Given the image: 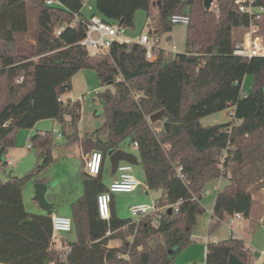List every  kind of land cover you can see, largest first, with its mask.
<instances>
[{
  "label": "trees",
  "instance_id": "obj_1",
  "mask_svg": "<svg viewBox=\"0 0 264 264\" xmlns=\"http://www.w3.org/2000/svg\"><path fill=\"white\" fill-rule=\"evenodd\" d=\"M60 1L61 7L44 0H0V171L8 164L6 154L16 145L18 131L42 119L61 125L65 144L80 141L85 152L100 150L102 168L96 177L81 170L83 190L70 203L76 240L69 242L72 250L61 261L51 248L52 215L28 211L23 196L31 180L49 182L41 175L55 161V132L31 136L36 166L23 175L11 172L6 180L0 175V263L174 264L193 242L208 184L221 177H228V183L216 195L209 236L235 213L254 230L264 217V56L234 51L251 26L264 35V0L255 2L262 9L253 15L240 11L236 0H215L210 9L204 0H97L96 12L125 29L135 28L138 10L146 11L159 37L173 30L172 16H189L185 50L172 54L155 47L154 60L137 43L114 42L108 53L91 55L80 44L88 20L82 12L85 0ZM32 14L37 27L28 49L20 38L30 33ZM84 69L95 71L103 88L96 98L103 105L106 140L96 132L80 139L81 102L62 98ZM247 74L253 75V84L244 94ZM230 106L234 121L202 124V118ZM161 109L162 119L151 122L150 116ZM135 142L145 182L162 192L158 200L163 209L138 222L121 218L113 194L111 218L103 219L97 195L108 188L103 173L109 155ZM53 197L47 195L48 200ZM161 219L164 231L158 228ZM128 235L132 241L126 240ZM117 236L124 242L111 246ZM251 252L238 236L210 240L205 264H251Z\"/></svg>",
  "mask_w": 264,
  "mask_h": 264
},
{
  "label": "rangeland",
  "instance_id": "obj_2",
  "mask_svg": "<svg viewBox=\"0 0 264 264\" xmlns=\"http://www.w3.org/2000/svg\"><path fill=\"white\" fill-rule=\"evenodd\" d=\"M96 0H88V5H92V9L96 12ZM158 0H155L157 2ZM215 1V0H214ZM84 7V12L89 14V7ZM214 5V3H213ZM212 5V6H213ZM91 9V10H92ZM146 24V11L138 10L135 20V28L125 29V34L130 37H136L142 32ZM37 27V16L35 14L30 15V33L22 36L20 38V43L25 48H30L34 43V37L31 34H34V30ZM186 30L187 25L183 23H176L171 32H166L161 35L160 46L171 52L172 54L183 52L186 48ZM172 36V39L168 40L167 38ZM171 40L175 42L176 48L175 51H172ZM75 77V88L62 97L65 102L69 100H77L79 97H82L83 103V113L85 112L86 118L92 119V126L94 128H100L102 126L103 118L100 116L102 113L103 105L101 101L95 100L96 91H102L103 88L100 86V81L93 70L84 69ZM87 74V75H83ZM253 83V75L247 74L243 82V91L248 93L251 91ZM80 101V100H79ZM81 102V101H80ZM85 109V110H84ZM233 107L230 106L220 112L214 113L211 116H206L201 119L202 124L208 125L212 123H225L234 121L233 116ZM89 120V121H90ZM57 126L61 129V125L54 121L53 119H42L39 120L34 127V134L37 133L36 129H43L44 131H53V127ZM62 130V129H61ZM32 132L30 129H21L18 131L16 136V141L18 138L21 139V144L23 146H18L12 150L11 155L9 156V161H12L11 158L15 159V164L8 163L4 169L0 171L1 178L6 180L8 179V174L15 172L19 175H23L26 172L32 170L37 164L36 151L35 149H28L27 145L31 144L30 138H28L29 133ZM20 134V137L18 136ZM33 134V135H34ZM63 137H59L58 134L54 133V144L53 147V156L55 161L50 165V167L43 172L41 177H46L49 182L52 184V194L54 197L51 201L55 204L56 213L64 216H71V207L70 202L72 198L78 197L83 190L82 187V177L81 170L84 169L83 163H85L88 156L82 158L80 156V150L75 145V143L67 145L64 142ZM123 147L133 150L135 149L130 147L129 143H125ZM90 152V151H89ZM88 152L83 150V154L87 155ZM133 174L137 180L140 181V185L137 189L131 193H118L116 199V211L119 217L121 218H132L130 212V206L134 203L141 201H151L158 199L161 196L160 190H151L146 193L144 189V183L142 182L144 174L143 166L140 164H132ZM48 182V183H49ZM104 182L107 184L109 182L108 175L104 176ZM35 180H31L25 186L24 198H25V207L28 211L34 212L35 209L43 211L39 207L38 203L33 199L34 198V184ZM212 201L211 197L205 196L202 200V204H207ZM205 207V205H204ZM162 210L163 208L160 207ZM209 212L205 211L198 218L197 225L193 230L192 239L193 242L187 246L184 250L178 253L175 257L174 264H205L206 261V241L207 237L212 239L213 237L218 240H223L230 237L228 233V222L224 221L220 227L209 236L208 226H209ZM264 219V217H263ZM263 219L259 225L256 226L254 230L249 228V221L244 217L241 219H236L233 223L235 236L244 238L246 243L253 247L251 252L250 260L251 264H264V222ZM71 237H75V233H72ZM124 238L117 236L110 241L111 246H120L124 242ZM126 240L132 241L133 235H128ZM257 251L261 255H257ZM2 264V263H0Z\"/></svg>",
  "mask_w": 264,
  "mask_h": 264
},
{
  "label": "built area",
  "instance_id": "obj_3",
  "mask_svg": "<svg viewBox=\"0 0 264 264\" xmlns=\"http://www.w3.org/2000/svg\"><path fill=\"white\" fill-rule=\"evenodd\" d=\"M256 1L257 0H236V4L240 11L253 15L256 11L262 9L255 5ZM44 2L47 5L63 6L60 0H44ZM87 5L88 0H85L83 6ZM88 7L91 9V6ZM87 17L88 20L85 23V36L80 41V44L85 46L91 55L108 53L114 42L124 44L137 43L145 47L147 59H156V53L153 49L155 47L161 48L159 44L161 38L158 35L153 34L151 17L146 18L144 29L136 37L126 35L125 28L119 26V24L106 21L97 12H94ZM171 21L175 24L183 23L187 25L189 23V16L187 14H177L172 16ZM63 28L64 27H61L58 30V33H60ZM171 44L173 48L172 51H175L176 45L173 40H171ZM234 53L246 57L264 56V35L258 34L257 28L251 26V28L244 33L243 38L237 43ZM18 81H22V77L19 78ZM97 92L98 91H96V93ZM78 100H82V97H79ZM56 133L59 137H62L61 130H56ZM134 145L137 147L138 143L135 142ZM28 148H32V145L28 144ZM222 158H224V155ZM8 163L12 162L9 161ZM102 163V152L100 150H93L85 161V171L90 176L96 177L101 171ZM117 173L119 174L118 178L114 179L109 184L106 191L97 195L98 214L101 218L106 220H109L112 214V195L116 193H131L140 185V181L137 180L133 174L131 163L125 161L120 162L117 168ZM178 175L183 180L187 177L186 173L182 172V167L178 168ZM175 209L178 210V206H176ZM159 210L160 203L158 199L149 202H139L130 206L132 219L135 222H138L147 214L155 213ZM241 218H243L241 213H235L228 216L226 221L229 223L228 233L230 235H236L233 223L236 219ZM52 224L51 248L58 252V257L61 261H65L72 250V245L69 241L63 240V237L74 229L73 218L53 213ZM110 233L111 232L109 231L107 234ZM50 264H54V262H50Z\"/></svg>",
  "mask_w": 264,
  "mask_h": 264
},
{
  "label": "crops",
  "instance_id": "obj_4",
  "mask_svg": "<svg viewBox=\"0 0 264 264\" xmlns=\"http://www.w3.org/2000/svg\"><path fill=\"white\" fill-rule=\"evenodd\" d=\"M97 1V0H96ZM96 1H95V5H96ZM88 6H91V9H92V5L91 4H89ZM84 7L85 6H83V8H82V12H83V14H85L86 16H90L92 13H94V11H93V9L91 10L90 8H89V14H86L85 12H84ZM157 13V12H156ZM137 14V13H136ZM146 18H147V15H146ZM135 20H136V17H135ZM170 38L172 39V36H170ZM83 70H81V71H79L77 74H75V76L73 77V79H72V89L71 90H73L74 88H75V77L79 74V73H84V72H82ZM95 72V71H94ZM83 75H87V74H83ZM244 82V81H243ZM253 84V83H252ZM252 88V87H251ZM243 93H244V91H243ZM249 93V92H248ZM248 93H244V94H248ZM63 98V97H62ZM79 99V98H78ZM77 99V100H78ZM64 100V99H63ZM95 100H98L97 98H95ZM81 101V106H82V108H81V120H80V125H79V131H80V133H79V135H80V139L84 136V134L85 133H92V132H96V134L99 136V138H101L102 140H106L107 139V137H108V134H109V131H108V128L104 125V119H103V121H102V126L100 127V128H94L93 126H92V119L90 120V118H86V116H85V112L83 113V103H82V101H84L83 99L82 100H80ZM100 101V100H99ZM85 110V109H84ZM100 116L102 117V115L100 114ZM211 116V115H210ZM54 120V119H53ZM90 120V121H89ZM54 121H56V120H54ZM212 124H218V123H212ZM212 124H208V125H212ZM35 127V126H34ZM34 127L33 128H31V131L32 132H30L29 133V136H28V138H31V136H33V130H34ZM61 129H62V127H61ZM61 129H59V127H57V126H55L54 125V127H53V131L54 132H56V130H61ZM36 131H37V133L38 132H44V130L43 129H36ZM61 131H63V129L61 130ZM36 134V133H35ZM19 137H20V134L18 135ZM74 145V144H73ZM75 145H77V147L79 148V150H80V156H81V158H82V162H83V158H85V156H89V154H90V152H88L87 153V155H84L83 154V148H82V145H81V142L79 141V142H77V143H75ZM18 146H23V144H21V139L20 138H18V140L16 141V145L14 146V147H12V148H10V149H8V151H7V154H6V159L8 160V162H9V156L11 155V153H12V150L14 149V148H16V147H18ZM130 147L131 148H133V149H135V152L133 151V150H130V149H127V148H125V147H122L123 149H125V150H127V151H129V152H132V153H134L136 156H137V158H138V160H139V164L141 165V161H140V158H139V155H138V151H137V147L133 144V145H130ZM27 148H28V145H27ZM28 149H31V148H28ZM12 159V164H15V159H13V158H11ZM83 166H84V171H85V163H83ZM13 174H15V175H19V174H17V173H15V172H13ZM104 176L105 175H108V178H109V182L107 183V186H109V184L114 180V179H116V178H118V176H119V174L117 173V171L115 172V173H113V171H112V167H111V164H110V161H109V158H108V160H107V163H106V165H105V168H104ZM142 176H143V179H142V182L144 183V189H145V191H146V193H148V191H151L149 188H148V186H147V184H146V182H145V173L144 174H142ZM228 183V177H221V178H219V179H217V180H215V181H213V182H211V183H209L208 184V186H207V190H206V192H205V199L207 198V197H211V199H212V201L210 202V203H207V204H204L205 205V211H208L209 212V215H210V219H209V223H210V221H211V219H212V214H213V207H214V203H215V199H216V195H217V193L220 191V190H222V188L226 185ZM34 188V187H33ZM25 190V189H24ZM135 191V190H134ZM52 192V189L51 188H49V190H48V193H47V195L49 194V193H51ZM117 194L118 193H116V194H114V203H115V207H116V199H117ZM34 195H35V188H34ZM23 196H24V191H23ZM77 198V197H76ZM34 199V198H33ZM73 199H75V198H72L71 200H73ZM24 201H25V198H24ZM36 201V200H35ZM50 202H53V201H51V200H49ZM37 202V201H36ZM141 202H148V201H141ZM38 203V202H37ZM71 203V202H70ZM137 203H139V202H137ZM54 204V203H53ZM135 204V203H134ZM38 205H39V203H38ZM54 206H55V204H54ZM39 207H41L40 205H39ZM71 207V206H70ZM55 210H56V207H55ZM31 212V211H30ZM34 213H46L44 210L43 211H39V210H36L35 209V211H34ZM54 213H56V211L54 212ZM71 213H72V211H71ZM57 214V213H56ZM67 216V215H66ZM70 217H72V215L70 216ZM199 218V217H198ZM263 222H264V219H263ZM72 233H75V229H73L70 233H68L66 236H64L63 237V240H65V241H71V242H73V241H75L76 240V234H75V237H71V235H72ZM237 234V233H236ZM210 237H207V243L210 241V240H218L217 238H215V237H213L212 239H209ZM244 239V238H243ZM245 240V239H244ZM206 243V244H207ZM251 247V246H250ZM253 247H251V250L253 251V249H252ZM257 255L259 256V255H261V253L259 252V251H257Z\"/></svg>",
  "mask_w": 264,
  "mask_h": 264
},
{
  "label": "water",
  "instance_id": "obj_5",
  "mask_svg": "<svg viewBox=\"0 0 264 264\" xmlns=\"http://www.w3.org/2000/svg\"><path fill=\"white\" fill-rule=\"evenodd\" d=\"M213 3H214V0H204V5H205L206 9H210ZM164 113H165V109H161V110L153 113L150 116L151 122L160 121L162 119ZM109 161H110L113 173H115L117 171V168H118L120 162H122V161L129 162V163L135 164V165L140 163L137 156L134 153L129 152L123 148H119L116 151H114L113 153H111L109 155ZM51 185L52 184L50 182L45 183V182L37 181L34 184V188H35L34 200H36L39 203L41 208L46 213L52 215L55 212V206L47 198V193H48V190L51 187ZM168 212H169V214L172 213L171 207L169 208ZM158 228L160 231H164L166 229L165 219L160 220Z\"/></svg>",
  "mask_w": 264,
  "mask_h": 264
}]
</instances>
